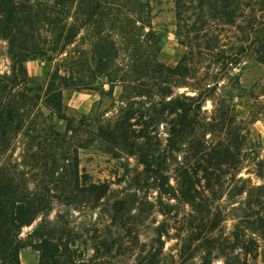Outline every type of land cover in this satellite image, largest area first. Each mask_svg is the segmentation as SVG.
Here are the masks:
<instances>
[{
  "label": "trees",
  "instance_id": "16d2710c",
  "mask_svg": "<svg viewBox=\"0 0 264 264\" xmlns=\"http://www.w3.org/2000/svg\"><path fill=\"white\" fill-rule=\"evenodd\" d=\"M149 3L0 0L11 61L0 72V264H22L27 245L37 264H108L124 244L133 264H160L163 241L135 251L128 239L157 215L154 234H173L183 262L264 264V144L255 127L264 110L236 112L248 94L237 69L246 57L264 63V0H174L184 47L174 64L157 58L165 34ZM33 59L51 63L45 79L27 72ZM69 89L110 96L114 114H69ZM20 135L34 187L13 157ZM95 141L140 166L121 189L80 171L79 151ZM80 213L90 218L77 221Z\"/></svg>",
  "mask_w": 264,
  "mask_h": 264
},
{
  "label": "rangeland",
  "instance_id": "374dc122",
  "mask_svg": "<svg viewBox=\"0 0 264 264\" xmlns=\"http://www.w3.org/2000/svg\"><path fill=\"white\" fill-rule=\"evenodd\" d=\"M149 5L151 14L153 15L152 24L156 29L165 34L157 58L162 62L174 64L180 58L184 50V47L178 42V37L175 34L174 0H150ZM87 41V35L84 37L82 35L77 43L79 46L85 47ZM10 65L11 61L7 50V41L0 37V72L9 71ZM50 65L51 63L41 59H33L25 63V68L30 75H34L42 80L46 78ZM241 65H243L242 68L237 69L240 70V83L242 87L248 90V94L246 100L243 99L236 112L239 116H246L248 113L255 115L259 111L264 110V63L258 62L252 57H246L243 59ZM120 91L121 87L117 85L113 93L116 101ZM64 100L67 105L66 110L69 114L77 117L81 114H87L91 118L113 115L115 106L118 103L115 102L114 104L110 96L101 95L98 91L92 89L66 90ZM252 101L256 104H253ZM206 106L210 109L212 106L211 102L208 101ZM260 115L259 119L255 122V127L260 132L261 140L264 144V114ZM57 123L61 129L64 128L61 120H58ZM110 147L111 146L101 141H95L87 147L80 149V171L82 173H87L93 180H110L114 189H121L128 183L127 181L132 177L134 171L140 166L133 156H128L125 153L116 152L118 156L115 157L112 152H110L112 149ZM23 150L24 137L20 135L16 143L13 157L22 164L21 167L27 172L29 186L34 187L32 173L35 168L32 165L30 166L24 163ZM246 172L247 168H244L241 175L246 176ZM253 180L257 181L256 178ZM236 200H240V197L236 198ZM78 213L79 212H75V214ZM83 214H79L82 219L77 218L76 220L81 221L84 220V218H90V215L85 216ZM161 218V215H157L155 219H148L143 224L139 225L135 229V231L138 232V237H136L135 233L131 234L128 238L131 242L129 245H131V247L137 246L135 251L139 249L148 250L149 248H158L160 246V241H163L164 248L158 258L160 264H198L197 258H193L187 262L181 261V258L178 256L180 241L175 238L173 234L172 238H165V236H162L160 240L158 236L154 234L156 226L159 221L162 220ZM231 223L232 220L226 223L223 233H228ZM30 228L31 227L24 228L23 234ZM174 232L175 230H172V233ZM124 245L119 249H114L115 253L109 259L108 264H118L119 262H117V259H123L121 264H133L135 255L127 251ZM20 260L22 264H37L38 252L27 245L21 250ZM215 264H222V262L217 261Z\"/></svg>",
  "mask_w": 264,
  "mask_h": 264
}]
</instances>
